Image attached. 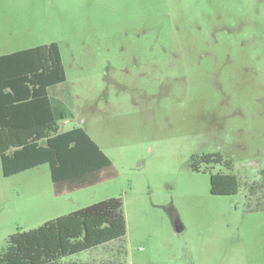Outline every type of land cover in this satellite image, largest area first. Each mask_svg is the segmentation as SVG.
I'll use <instances>...</instances> for the list:
<instances>
[{
  "label": "rangeland",
  "instance_id": "1",
  "mask_svg": "<svg viewBox=\"0 0 264 264\" xmlns=\"http://www.w3.org/2000/svg\"><path fill=\"white\" fill-rule=\"evenodd\" d=\"M9 33L0 53L57 44L60 130L82 128L115 177L55 197L48 165L5 178L0 163V257L120 198L124 237L59 264H264V0H0ZM216 174L238 193L212 195Z\"/></svg>",
  "mask_w": 264,
  "mask_h": 264
},
{
  "label": "trees",
  "instance_id": "2",
  "mask_svg": "<svg viewBox=\"0 0 264 264\" xmlns=\"http://www.w3.org/2000/svg\"><path fill=\"white\" fill-rule=\"evenodd\" d=\"M65 81L55 43L0 56L2 175L48 165L55 197L115 177L110 159L82 128L59 133L58 123L66 113L55 97L64 96L58 87ZM202 159L221 162L210 156ZM238 190L235 176H210L212 195L231 196ZM125 232L122 200L110 198L10 236L0 263L59 264L65 257L120 240Z\"/></svg>",
  "mask_w": 264,
  "mask_h": 264
},
{
  "label": "crops",
  "instance_id": "3",
  "mask_svg": "<svg viewBox=\"0 0 264 264\" xmlns=\"http://www.w3.org/2000/svg\"><path fill=\"white\" fill-rule=\"evenodd\" d=\"M10 38H11V34L10 33H9L8 37L0 38V47L1 46H8L10 44ZM20 50H25V49H20ZM20 50L2 52V53H0V56L7 55V54H11L13 52L20 51ZM67 120H68V118L66 116V119H64L63 121H67ZM60 122H62V121H60ZM60 122L58 123V125L60 124ZM67 131H69V130H67ZM63 132H66V131H61L60 130V126H59V133H63ZM28 171H31V170H28ZM28 171H25V172H28ZM25 172H22V173H25ZM75 211H77V210H75ZM72 212H74V211H72ZM69 213H71V212H68L67 214H69ZM67 214H63V215L57 216L56 218L61 217V216H64V215H67Z\"/></svg>",
  "mask_w": 264,
  "mask_h": 264
},
{
  "label": "water",
  "instance_id": "4",
  "mask_svg": "<svg viewBox=\"0 0 264 264\" xmlns=\"http://www.w3.org/2000/svg\"><path fill=\"white\" fill-rule=\"evenodd\" d=\"M173 225H174V229L176 232H181L182 231V227L179 224L178 220L176 217H173Z\"/></svg>",
  "mask_w": 264,
  "mask_h": 264
}]
</instances>
